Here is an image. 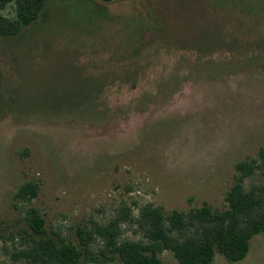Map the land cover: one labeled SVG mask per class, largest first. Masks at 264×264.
<instances>
[{
  "label": "rangeland",
  "instance_id": "1",
  "mask_svg": "<svg viewBox=\"0 0 264 264\" xmlns=\"http://www.w3.org/2000/svg\"><path fill=\"white\" fill-rule=\"evenodd\" d=\"M260 146L264 0H48L37 21L0 36V263L11 264L8 234L27 206L73 241L124 206L133 217L148 203L221 209L235 163ZM27 181L37 195L15 207ZM119 231L140 236L129 220ZM212 264H264V236L244 259Z\"/></svg>",
  "mask_w": 264,
  "mask_h": 264
},
{
  "label": "trees",
  "instance_id": "2",
  "mask_svg": "<svg viewBox=\"0 0 264 264\" xmlns=\"http://www.w3.org/2000/svg\"><path fill=\"white\" fill-rule=\"evenodd\" d=\"M47 2L0 0V10L12 6V16L0 12V36H15L37 21ZM234 169V182L221 209L203 203L164 212L161 206L148 203L133 217L131 209L124 206L118 218L104 225L78 228L75 241L49 233L38 209L27 206L16 234H8L14 242L9 253L11 264H161L159 254L164 250L172 253L177 264H212L216 254L228 263L238 262L246 257L251 238L264 236V184H244L256 174L264 178V146L258 148L256 156L235 163ZM37 191L36 182L23 183L13 196L14 206L20 201L29 203ZM121 220L135 224L140 236L120 239ZM97 237L101 242L94 249Z\"/></svg>",
  "mask_w": 264,
  "mask_h": 264
}]
</instances>
